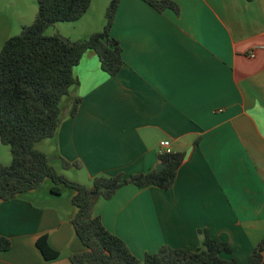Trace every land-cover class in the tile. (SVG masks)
I'll return each instance as SVG.
<instances>
[{"label": "crops", "instance_id": "1", "mask_svg": "<svg viewBox=\"0 0 264 264\" xmlns=\"http://www.w3.org/2000/svg\"><path fill=\"white\" fill-rule=\"evenodd\" d=\"M173 1L178 14L121 1L111 35L123 49L122 69L110 76L87 51L74 68L79 84L67 106L62 102L56 136L37 148L61 174L91 187L100 175L156 170L160 142L169 140L173 152H186L171 189L127 185L99 199L93 215L140 264L165 246L203 248L204 231L230 246L223 257L246 264L264 240V0ZM36 6L37 0H0V51L34 22ZM77 97L78 113L70 117ZM62 159L82 167L66 170ZM51 187L47 179L0 200V236L11 241L0 264H71L85 250L72 225L74 191L63 187L55 195ZM42 236L60 252L57 260L45 263L36 245Z\"/></svg>", "mask_w": 264, "mask_h": 264}, {"label": "trees", "instance_id": "2", "mask_svg": "<svg viewBox=\"0 0 264 264\" xmlns=\"http://www.w3.org/2000/svg\"><path fill=\"white\" fill-rule=\"evenodd\" d=\"M122 0H111L105 14L102 31L89 37L72 41L46 31L59 22L79 21L89 11L92 0H37L38 11L34 22L22 28L20 34L9 38L0 51V141L10 148V165L0 164V200L10 201L17 196L39 189L45 180L52 182L51 192L62 193L66 187L74 191L72 203L77 213L72 220L75 232L85 247L83 252L70 257L71 264H140L120 237L109 232L100 216L93 215L99 199L110 200L127 185L140 189L151 186L161 190L171 189L186 152L160 154L162 171L114 176L100 175L88 187L70 180L51 164L48 156L37 144L53 139L62 123V102L79 84L74 68L83 55L94 51L101 68L112 77L124 65L120 42L112 37L115 17ZM162 13L180 12L173 0H142ZM81 98L71 104L69 116L75 117ZM200 138L196 141L199 143ZM64 169H80L79 161L62 159ZM203 248L196 251L162 247L157 253H147L143 264H241L231 255L230 246L204 231ZM45 263L57 260L61 254L51 247L47 236L36 242ZM11 249V241L0 236V251ZM246 264H264V240L252 251Z\"/></svg>", "mask_w": 264, "mask_h": 264}, {"label": "rangeland", "instance_id": "3", "mask_svg": "<svg viewBox=\"0 0 264 264\" xmlns=\"http://www.w3.org/2000/svg\"><path fill=\"white\" fill-rule=\"evenodd\" d=\"M111 0H92L91 7L86 16L80 21V22H73V23H66V22H59L56 23L55 25L51 26L47 31L46 35L47 36H53L56 34H60L61 36L67 38L71 37L73 39H70L72 41L76 40H82V39H77V38H83L82 36H86L85 33H87L89 30H93L95 28H98L100 24H103L106 22L105 19V14L106 10L110 4ZM38 10V7L36 6L35 8ZM100 28V27H99ZM95 29V30H100V29ZM86 29V30H85ZM88 30V31H87ZM102 31V30H101ZM19 33H16L17 35L20 34L21 31H18ZM100 32V31H99ZM68 98V97H67ZM67 98L64 99L63 105L67 106ZM65 106H62L63 108ZM1 143V142H0ZM1 146V157L0 161L5 162L3 159V156L7 157L6 163H0L3 165H10L12 161V156L10 152V148L7 146ZM3 147V148H2Z\"/></svg>", "mask_w": 264, "mask_h": 264}, {"label": "built area", "instance_id": "4", "mask_svg": "<svg viewBox=\"0 0 264 264\" xmlns=\"http://www.w3.org/2000/svg\"><path fill=\"white\" fill-rule=\"evenodd\" d=\"M250 56L255 57V53L252 52ZM159 148H160V154H170L173 152L171 147V142L169 140L161 141Z\"/></svg>", "mask_w": 264, "mask_h": 264}, {"label": "water", "instance_id": "5", "mask_svg": "<svg viewBox=\"0 0 264 264\" xmlns=\"http://www.w3.org/2000/svg\"><path fill=\"white\" fill-rule=\"evenodd\" d=\"M163 168H164V165L161 164L160 167H158V168L156 169V171H157V172H160V171H162Z\"/></svg>", "mask_w": 264, "mask_h": 264}]
</instances>
